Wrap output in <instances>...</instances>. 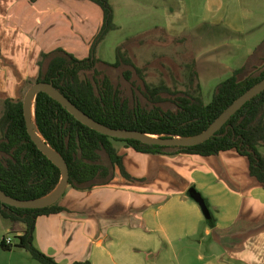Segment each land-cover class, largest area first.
Here are the masks:
<instances>
[{"label": "crops", "instance_id": "0c3cea01", "mask_svg": "<svg viewBox=\"0 0 264 264\" xmlns=\"http://www.w3.org/2000/svg\"><path fill=\"white\" fill-rule=\"evenodd\" d=\"M173 1L165 0L173 24L157 25L158 32L193 37L203 55L218 51L237 59L245 21L264 20V0H178V11ZM103 20L91 0H0V100L18 97L38 76L42 52L62 47L87 57ZM263 40L264 33L248 57ZM120 153L128 172L142 180L118 176L87 191L68 186L64 210L38 218L36 247L62 264H264V186L247 156L234 149L211 156L149 154L127 146ZM193 187L213 223L191 197ZM25 228L14 222L8 230L18 237ZM1 241L0 264H41Z\"/></svg>", "mask_w": 264, "mask_h": 264}, {"label": "trees", "instance_id": "16d2710c", "mask_svg": "<svg viewBox=\"0 0 264 264\" xmlns=\"http://www.w3.org/2000/svg\"><path fill=\"white\" fill-rule=\"evenodd\" d=\"M91 1L102 8L104 20L89 55L79 58L62 47L42 52L34 83H52L81 111L103 125L164 137H195L264 79L263 40L246 62L216 87L209 103L194 90L195 72L187 90L166 83L152 85L147 80L146 68L138 66L122 46L117 47L115 62L97 56V45L117 25L110 0ZM197 89L201 90L200 84ZM23 103L24 99H4L0 120V190L16 199L38 200L53 193L63 175L29 135ZM35 117L44 138L69 166V187L77 190L110 185L118 176L142 180L128 172L116 142H124L140 153L165 155L211 156L234 149L248 157L252 176L264 186V155L259 150L264 145V91L239 109L214 136L192 146H164L105 135L80 121L47 92L36 96ZM61 198L42 208H19L0 199V215L26 226L17 237L16 246L26 249L41 264H62L35 245L38 218L64 210ZM1 245L12 249L4 240Z\"/></svg>", "mask_w": 264, "mask_h": 264}, {"label": "rangeland", "instance_id": "374dc122", "mask_svg": "<svg viewBox=\"0 0 264 264\" xmlns=\"http://www.w3.org/2000/svg\"><path fill=\"white\" fill-rule=\"evenodd\" d=\"M111 2L117 28L110 31L97 45V56L105 61L115 62L117 47L122 46L138 66L146 68L147 80L152 85L166 83L181 90L188 89L191 74L195 72L197 75L194 78V90L196 94H202L206 103L211 102L216 87L246 62L247 51L256 45L258 38L264 33V20L257 23L246 20L244 35L246 42H242L237 59L227 60L218 51L203 55L202 48H197L195 39L189 35L176 38L173 33H170V36L159 33L157 25L173 24L169 16L172 13L165 0H111ZM173 6L176 11L180 9L178 0L173 1ZM258 25L259 27H256ZM195 32L196 29L193 30V33ZM215 40V38L206 40L204 48H212ZM33 83L34 78H29L20 88L18 97L14 99L23 100ZM198 84L201 90L197 89ZM3 108L4 100H0V120ZM116 146L121 148L126 146V143L116 142ZM261 152L264 153V147ZM11 225H14V222L0 215L1 240L7 236L13 237L14 245L11 247L16 248L17 236L14 234L16 232L8 230Z\"/></svg>", "mask_w": 264, "mask_h": 264}, {"label": "water", "instance_id": "95a60500", "mask_svg": "<svg viewBox=\"0 0 264 264\" xmlns=\"http://www.w3.org/2000/svg\"><path fill=\"white\" fill-rule=\"evenodd\" d=\"M264 91V79L249 89L246 93L240 96L231 106H229L219 117L218 119L202 134L189 137H164L159 135H152L142 133L136 130L128 129H116L111 128L106 125L99 123L94 120L83 111H81L70 99H68L56 86L52 83L47 82H36L34 83L24 97V115L27 123L28 133L31 136L32 140L43 151L56 165H58L62 170V181L58 188L51 194H53L47 200H21L10 197L0 190V199L9 205L19 207V208H42L49 206L55 203L66 191L69 186L70 171L67 162L64 158L52 148V146L47 142L42 133H38L36 130L31 114V104L32 100L36 99V96L39 92H47L53 98L58 100L63 106H65L72 114L76 116L80 121L84 122L88 126L97 131L109 135L111 137L123 138V139H138L145 143L164 145V146H192L205 142L212 136H214L224 125L225 123L239 110L241 109L248 101L253 99L255 96ZM35 108V105H34ZM37 123V122H36ZM38 127V125H37ZM39 129V128H38ZM190 195L195 199L200 206L208 220L212 219V214L210 208L208 207L206 200L200 192H198L194 187L190 189ZM50 194V195H51ZM49 196V195H48ZM45 198V197H44Z\"/></svg>", "mask_w": 264, "mask_h": 264}, {"label": "bare ground", "instance_id": "6f19581e", "mask_svg": "<svg viewBox=\"0 0 264 264\" xmlns=\"http://www.w3.org/2000/svg\"><path fill=\"white\" fill-rule=\"evenodd\" d=\"M34 105H35V99L32 100V104H31V114H32L33 124H34L36 130L38 131V133L40 134L39 129H38V127H37V123H36V117H35V108H34ZM40 136H41V134H40ZM41 137L43 138V136H41ZM43 139H44V138H43ZM54 193H55V192H54ZM54 193H53V194H54ZM53 194H51V195H49V196L43 198L42 200L44 201V200L49 199Z\"/></svg>", "mask_w": 264, "mask_h": 264}, {"label": "built area", "instance_id": "2783aa9c", "mask_svg": "<svg viewBox=\"0 0 264 264\" xmlns=\"http://www.w3.org/2000/svg\"><path fill=\"white\" fill-rule=\"evenodd\" d=\"M5 241V243L8 245V246H13L14 245V238L11 237V236H7L3 239Z\"/></svg>", "mask_w": 264, "mask_h": 264}]
</instances>
